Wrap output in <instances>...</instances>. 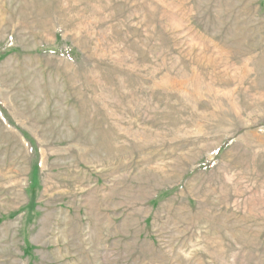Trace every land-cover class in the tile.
I'll return each instance as SVG.
<instances>
[{"label": "rangeland", "instance_id": "obj_1", "mask_svg": "<svg viewBox=\"0 0 264 264\" xmlns=\"http://www.w3.org/2000/svg\"><path fill=\"white\" fill-rule=\"evenodd\" d=\"M0 264H264V0H0Z\"/></svg>", "mask_w": 264, "mask_h": 264}]
</instances>
